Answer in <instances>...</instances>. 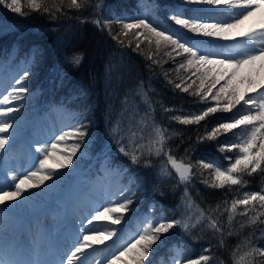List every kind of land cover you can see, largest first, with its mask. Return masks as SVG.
I'll list each match as a JSON object with an SVG mask.
<instances>
[{
    "label": "snow or ice",
    "instance_id": "6c2138e0",
    "mask_svg": "<svg viewBox=\"0 0 264 264\" xmlns=\"http://www.w3.org/2000/svg\"><path fill=\"white\" fill-rule=\"evenodd\" d=\"M183 4L196 7L183 8ZM0 5L14 13L26 15L22 11L21 0H0ZM26 5L32 11L49 14L54 19L59 18L57 13L60 16L67 15L64 9L79 12L89 7L97 10L100 7L99 0L95 4L92 0H26ZM173 7L176 10L168 19L174 22L173 27L181 26L180 29L172 31L162 27L146 12H142L131 20H117L121 30L112 38L123 45L121 36L128 37L131 34L137 39L143 36L149 46L154 41L157 52L161 47H170L171 52H167V55L171 56L174 52L176 56L186 57L177 71L195 68L196 72H201L206 66L218 68L219 71L211 78L207 72L202 73L198 77L200 85L194 92L205 99L216 84L224 79V84L211 96L216 105L208 106L199 113L172 115L170 119L183 125L200 124L209 114L221 110V94H225L227 103L223 111L230 112L241 105L246 108V114H241L231 122L219 123L197 139L200 142L213 140L218 134L244 126V135L231 145L221 147V151L235 149V157H225L228 160L227 166L214 160L200 159L193 163L183 157L178 159L172 154L168 143L174 133H169L167 128L157 124L150 112L146 111L143 116H139L137 108L126 106L112 129L116 150L129 157L132 164L142 163L145 167H151L152 157L160 158V174L172 176L175 173L178 183L184 185L180 217H145L140 230L132 238L120 243L122 236L113 226L120 225L126 220L125 214L135 210L130 207L135 203L133 198L136 192L132 190L134 181L130 180L128 185L110 191L98 190L90 180L78 177L76 183H69L61 194L65 197V203L69 200L78 203L81 190L94 192L87 206L89 215L79 219L80 226L72 235L54 244V240L59 238L46 231L43 221L38 216L25 219L23 213L35 208L37 198L49 197L60 191L61 186L75 175L76 164L73 158L79 160L84 155L82 145L87 146L90 134L86 124L71 117L74 123L65 126L68 131L62 129L50 143L46 141L36 148L39 156L32 157L33 163L29 168L22 172L10 168L6 146H10V142H14L20 134L21 110L29 99L30 90L26 82L30 71L25 69L14 80L18 87L13 86L6 95L0 96V168L5 173V178L0 180V264H124L122 258L130 253L135 255L127 264H145L150 254H154L165 243L166 234L177 228L184 232L194 229L208 232L216 240L217 249L229 251L227 237L236 235L246 225L264 224V220L260 219L264 211H257V208L264 210V188L244 191L230 203L228 200L222 201L224 207L217 204L215 208L209 206L207 209L197 204L188 190L194 178L204 176L201 169L210 170L211 177L201 182L209 188L225 189L226 194L233 191L234 186H246L248 181L245 177L251 176L257 169L264 173V0H181L180 5ZM93 23L102 27L99 19ZM183 30H187V33ZM128 46H131V40ZM139 48L138 42L134 50ZM148 58L151 59V55ZM81 59L77 54L72 57V62L78 65ZM243 69L247 71L240 75ZM255 77H259V80ZM206 80L210 83L208 87L205 86ZM240 84L247 85L243 94L238 93ZM175 86L181 87L180 84ZM189 87L191 85L181 90L187 92ZM14 101L24 103L9 106ZM124 104L127 105V96ZM164 111L174 110L165 108ZM69 139L72 141L70 145L67 143ZM61 144L64 145L63 155L57 158L54 154ZM48 181L51 183H46ZM240 206H243V210H239ZM249 212L254 215H249ZM225 214L227 222L222 219ZM237 216L247 219L236 221ZM85 219L87 225L84 224ZM102 221L107 223L100 224ZM234 221L239 224V229L233 228ZM255 231L254 228L231 250V264H264V260L258 259L264 258V247L256 245L259 237L255 236ZM259 231L261 237H264V228H259ZM113 237L116 240L106 245L105 241ZM117 244L119 247H116ZM102 245L104 247H100ZM175 252L172 264H182L181 250L177 247ZM148 264L153 262L149 260ZM186 264H224V261L214 256L213 246L209 244L198 258L188 259Z\"/></svg>",
    "mask_w": 264,
    "mask_h": 264
},
{
    "label": "trees",
    "instance_id": "16d2710c",
    "mask_svg": "<svg viewBox=\"0 0 264 264\" xmlns=\"http://www.w3.org/2000/svg\"><path fill=\"white\" fill-rule=\"evenodd\" d=\"M96 2L97 0H92L93 4ZM21 3L26 15L14 13L0 5V72H14L16 79L25 69L30 71L26 82L30 90L29 99L21 111L22 117L28 121L40 117L42 130L53 131L52 139L62 129L69 130L65 126L74 123L71 117L86 124L90 134L87 146L82 145L84 155L79 160L73 158V163L76 164L75 175L49 198L63 199L62 191L69 183L74 185L78 177L90 180L97 189L104 185V190L110 191L121 185H128L130 180L134 181L132 190L136 192L133 198L135 203L130 207L135 210L126 213V220L120 225H114L122 236L120 243L132 238L140 230L145 217L158 219L161 215L169 218L175 215L179 218L182 213L180 205L184 185L178 183L175 173L172 176H162L160 158L152 157L151 167H145L142 163L132 164L129 157L116 150L112 129L121 118L124 108H137L139 116L148 111L157 124L167 128L169 133H174L168 143L172 154L178 159L183 157L193 163L200 159L214 160L225 166L228 164L225 157H235L236 150L221 151V147L231 145L244 135V126L218 134L213 140L200 142L197 138L210 132L219 123L231 122L241 114H246V108L237 105L230 112L223 111L227 100L224 99L225 94H221V110L209 114L200 124L183 125L170 119L172 115L199 113L208 106H215L216 101L211 96L224 84V79L216 84L207 98L201 99V96L194 94L200 85L198 77L204 72H207L209 78L215 74L208 66L201 72H196L195 68L177 71L186 57L176 56L174 52L171 56L167 55V52H171L170 47H161L157 52L154 41L149 46L143 36L139 39L131 34L128 37L121 36L123 45L112 37L121 30L117 20H131L142 12H146L162 27L172 31L180 29L181 26L173 27L174 22L168 17L176 10L173 6L180 5L181 0H99L98 10L95 7L79 12L64 9L67 15L60 16L57 13L59 18L56 19L49 14L32 11L27 7L26 0H21ZM181 6L196 7L191 4ZM97 19L101 21L102 27L93 23ZM136 31L142 30H133ZM183 31L187 33V30ZM129 40L131 46H128ZM138 42L140 48L134 50ZM77 54L82 57L78 65L72 62V57ZM149 55L151 59L148 58ZM176 84L181 87L177 88ZM189 85L191 87L187 92L181 90ZM205 86H210L208 80L205 81ZM126 96L127 105L124 104ZM165 108L174 111L165 112ZM49 140L51 142V138ZM71 142V139L67 141L69 145ZM63 149L64 145L61 144L55 157H61ZM77 155L80 156L79 153ZM201 171L204 176L194 178L188 190L191 198L205 209L209 206L215 208L217 204L224 207V200L230 203L244 191H259L264 188V173L260 169L245 177L248 181L246 186H234V190L227 194L225 189L209 188L202 183V179L210 180L211 177L210 170ZM94 195V192L86 189L80 191L78 203L81 205L76 211L78 216L73 214L71 206L76 203L70 200L68 213L72 219L78 220L83 213H88L86 202ZM239 210H243V206ZM257 211L264 210L257 208ZM249 215L254 213L249 212ZM222 219L227 222V215ZM246 219L247 217H236V221ZM260 219L264 220V216ZM236 221L233 222V228L239 229ZM72 226L75 231V222H72ZM254 228L255 236L259 237L256 245L264 247V237H261L259 231V228H264V224L258 223L256 226L246 225L236 235L227 237L229 251L217 249L216 240L208 232L202 233L198 229L184 232L177 228L166 234L165 243L154 254H150L145 264L149 260L153 264H172L177 247L181 250L182 264H186L188 259L198 258L209 244L213 246L214 256L223 260L224 264H231V250L253 232ZM134 255L135 253H130L123 257L124 264L132 260Z\"/></svg>",
    "mask_w": 264,
    "mask_h": 264
},
{
    "label": "rangeland",
    "instance_id": "374dc122",
    "mask_svg": "<svg viewBox=\"0 0 264 264\" xmlns=\"http://www.w3.org/2000/svg\"><path fill=\"white\" fill-rule=\"evenodd\" d=\"M213 71H219L218 68H213L212 66H208ZM247 69L241 70L240 75H243ZM7 72V71H6ZM14 72H9L7 76L0 77V96L6 95L7 92L11 91L13 86L18 87V85L14 84L15 76ZM255 79L259 80V77H255ZM247 88V85L245 84H240L238 85V93L243 94ZM2 89V90H1ZM249 95H252V93H249ZM21 102H13V105L9 106H17ZM22 111V110H21ZM39 117H36L34 121H26L22 117V128L20 131V134L17 136L16 140L14 142H10V146H6L8 149V156L6 158L9 159V167L13 168L17 171H23L24 169L29 168V158H30V151L27 150L26 148H23V145L25 146V137L30 138L33 135L38 136L41 134L42 129L38 126V123H33L35 122L36 119ZM39 122V121H38ZM35 126H38L37 128ZM23 133V136L21 134ZM25 133L26 136H25ZM33 133V135H32ZM53 132L51 130H48L47 137L44 139L42 136L38 140H33V143H36L40 146L44 144V142H49L50 143V136H52ZM52 139V137H51ZM36 156H39V153H36ZM32 161V159H31ZM51 162V161H50ZM5 178V173L3 172V169L0 168V180ZM98 190H104L103 186H100ZM89 201L86 202V204H89V202L92 199H88ZM70 200L65 203V199L57 201L56 199L49 198V197H44V198H37L36 200V206L33 209L28 210L27 212L23 213V217L25 219L33 218V217H39L44 224V228L46 231L49 233L53 234L54 237H57L58 231L63 233L62 236L58 241L54 240V244H59V241L62 239H67L70 235L73 234V231L71 228L67 227V217L65 215L66 213V208L65 205L67 206V210L69 212L70 210ZM72 204V203H71ZM47 205V206H46ZM80 203H76L73 206V214L78 216V212H76L80 208ZM89 213H83L80 217H78V220L82 218L83 216H88ZM77 219H74V222H78ZM102 224H106L107 221H102L100 222ZM84 224L87 225V220H84ZM80 226L79 222L76 224L75 228L78 229ZM114 227V226H113ZM63 230V231H62ZM116 237H113L112 240L105 241L106 245H110L113 243ZM100 247H104L103 245ZM107 255V253H105Z\"/></svg>",
    "mask_w": 264,
    "mask_h": 264
}]
</instances>
